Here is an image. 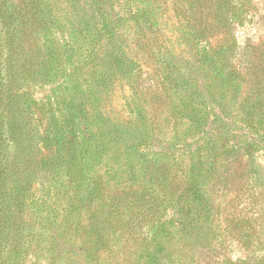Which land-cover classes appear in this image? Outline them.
Here are the masks:
<instances>
[{
  "label": "trees",
  "instance_id": "trees-1",
  "mask_svg": "<svg viewBox=\"0 0 264 264\" xmlns=\"http://www.w3.org/2000/svg\"><path fill=\"white\" fill-rule=\"evenodd\" d=\"M251 5L0 0V264H175L152 245L159 244L167 209L187 228H211L204 226L213 206L207 181L244 156L264 186L257 161L264 149V42L237 37ZM171 7L177 20L155 55L156 72L172 92L162 114L184 118L172 102L179 99L191 107L198 134L194 145L177 147L157 139L143 109L120 124L96 112L117 84L129 86L140 106L136 46L164 33ZM202 73L209 80L204 90L192 86ZM114 141L122 150L110 161ZM148 147L156 158L138 161ZM171 171L182 186L177 196ZM142 222L150 237L132 247Z\"/></svg>",
  "mask_w": 264,
  "mask_h": 264
},
{
  "label": "rangeland",
  "instance_id": "rangeland-1",
  "mask_svg": "<svg viewBox=\"0 0 264 264\" xmlns=\"http://www.w3.org/2000/svg\"><path fill=\"white\" fill-rule=\"evenodd\" d=\"M168 17V26L162 35L153 38L152 44L145 45L144 41L138 47L136 46V60L139 63L138 95L141 99L140 106L138 105L136 108L134 102L130 100L129 86L117 84L111 90L102 107L97 108L96 112L109 118L111 123L120 124L135 119L137 111L143 109L152 119L150 122L156 134L153 135L157 136V139L169 143L173 147L177 142L194 145L198 134L192 133L194 123L190 120V106L178 102L179 99L172 100L175 107L180 106L176 110L181 112L184 118L175 120L171 119L172 116L168 114H162V110L166 112L168 103L171 102L166 96L171 95L172 92H170L171 86L167 85L168 81L165 80V86L162 85L164 78L156 72L158 64L155 55L157 46L165 43L166 38L170 35L168 30L173 28V24L176 23L177 19L174 18L172 7L168 11ZM237 37L243 44L264 42V0H252L249 17L242 27H238ZM198 80H192V86L194 87L195 84L203 90L206 89L207 82H209L206 73L199 74ZM127 99L129 102L125 104ZM225 103V110L234 115L235 108L232 101L226 100ZM132 109L134 110L132 111ZM167 118L168 120H165ZM208 121L210 122V119ZM175 123L178 126L175 127ZM157 125H160V132L156 130L159 127ZM203 126V131H208L210 126ZM214 142L216 147H220L224 140L218 137L214 139ZM108 150L107 156L112 161L117 157V152L119 151L118 154L121 152L122 146L114 141L109 144ZM142 151L138 161L156 158L157 153L154 147L143 148ZM187 160L188 158L185 156L184 163ZM257 161L264 168V149L257 153ZM249 166L250 162L244 156L239 161L221 166L218 169L220 172L217 177L207 181L206 192L213 206L209 209L210 213L206 215L209 223L204 226L208 224L211 228H200V225L193 229L187 228L180 222L174 209H167L163 215V219H167V223L163 226V231L160 234L166 237V240L159 242L162 239L157 234L156 241L159 244H152L155 245L153 247L156 255L164 257V260L167 257L171 258L175 264H230L238 261H246L250 264L263 262L264 264V186H259L260 180H255L258 175L249 170ZM127 171L129 170L127 169ZM140 175L139 173L138 181L142 183ZM169 176L174 185L175 196H177L182 190V186L178 185V175L171 171ZM127 184L129 186V181ZM122 187L124 188V186ZM148 234L150 237V233L145 229V223H139L132 233V239L135 240L132 247L140 243L143 235ZM121 255H126V249L120 253Z\"/></svg>",
  "mask_w": 264,
  "mask_h": 264
}]
</instances>
